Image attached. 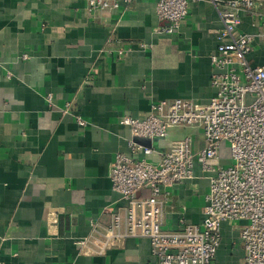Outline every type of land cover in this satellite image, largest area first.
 Listing matches in <instances>:
<instances>
[{
  "label": "crops",
  "instance_id": "obj_1",
  "mask_svg": "<svg viewBox=\"0 0 264 264\" xmlns=\"http://www.w3.org/2000/svg\"><path fill=\"white\" fill-rule=\"evenodd\" d=\"M156 1L102 15L86 0H0V264H156L143 237L114 239L101 254L74 244L91 222L102 237L123 206L110 166L116 152L139 155L121 117L143 118L153 101L206 103L214 94L210 55L222 27L215 7L190 1L164 34ZM239 29L256 31L245 16ZM247 59L264 63L263 41L254 40ZM188 133L198 149L199 130L173 127L150 139L148 160ZM205 176L195 166L192 178L165 189L164 229H178L181 214L201 222Z\"/></svg>",
  "mask_w": 264,
  "mask_h": 264
},
{
  "label": "built area",
  "instance_id": "obj_2",
  "mask_svg": "<svg viewBox=\"0 0 264 264\" xmlns=\"http://www.w3.org/2000/svg\"><path fill=\"white\" fill-rule=\"evenodd\" d=\"M190 1L157 0L155 13L167 22L156 31L170 34L184 19ZM213 4L222 27L210 55L214 94L206 103L174 98L153 101L143 118L123 115L120 123L132 137L164 138L170 128L199 130L202 145L193 148L192 134L174 140L151 162L154 150L135 139L128 141L136 159L116 152L110 166L111 187L123 206L110 216L99 236L91 222L90 234L74 241L79 251L92 245L101 254L114 239H148L156 264H216L222 245V224L240 220L245 224L237 238L243 251L241 264H264V63L252 66L247 56L255 39L264 42V0H207ZM132 0H86V9L109 15L126 9ZM249 19L255 32L239 29ZM118 54H124L120 48ZM77 122L84 121L77 117ZM198 166L207 178L200 207V223L179 217V228H163L165 189L190 179ZM145 190L141 195L140 191Z\"/></svg>",
  "mask_w": 264,
  "mask_h": 264
},
{
  "label": "rangeland",
  "instance_id": "obj_3",
  "mask_svg": "<svg viewBox=\"0 0 264 264\" xmlns=\"http://www.w3.org/2000/svg\"><path fill=\"white\" fill-rule=\"evenodd\" d=\"M244 224L240 220L225 222L224 238L216 254V264H241L243 251L237 234Z\"/></svg>",
  "mask_w": 264,
  "mask_h": 264
},
{
  "label": "water",
  "instance_id": "obj_4",
  "mask_svg": "<svg viewBox=\"0 0 264 264\" xmlns=\"http://www.w3.org/2000/svg\"><path fill=\"white\" fill-rule=\"evenodd\" d=\"M165 23L167 24V22L164 21V24ZM135 140L138 141V142H141V143H143V144H145L147 146L150 145V139L147 138V137H135Z\"/></svg>",
  "mask_w": 264,
  "mask_h": 264
}]
</instances>
